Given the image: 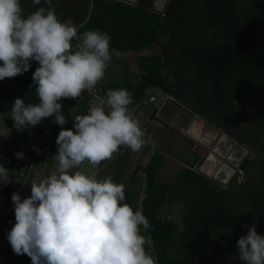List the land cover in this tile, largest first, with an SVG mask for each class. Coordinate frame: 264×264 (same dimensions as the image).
Masks as SVG:
<instances>
[{
  "label": "trees",
  "instance_id": "1",
  "mask_svg": "<svg viewBox=\"0 0 264 264\" xmlns=\"http://www.w3.org/2000/svg\"><path fill=\"white\" fill-rule=\"evenodd\" d=\"M20 2L25 16L43 6L62 21L71 19L80 33L99 30L110 35V48L118 53L110 65H119V76L100 81L92 93L85 90L81 97L67 99L80 104V112L85 113L95 93L106 98L109 89L126 88L133 96L131 109L146 101L150 89L158 88L246 148L239 168L244 177L237 181L235 174L230 190L194 167L181 171L173 183L157 182L164 155L154 149L145 164L136 163L129 173L123 202L148 218L150 227L142 232L150 239L146 248L152 249L158 264H169L173 253L180 251L176 258L191 264L197 246L210 242L219 260L227 256L231 264H241L238 239L254 222L257 233L264 235V0H169L164 15L119 0H41L35 6L32 0ZM154 43L160 45L159 51H149ZM130 59L143 75L130 66ZM29 63L27 72L0 80V112L11 111L16 98L39 102L32 79L39 62ZM10 153L7 149L0 157L1 165L7 164ZM123 154L116 169L124 165ZM10 173L11 182L0 191L5 208L16 193ZM140 173L141 193L134 188ZM17 193L23 200L31 190L24 185ZM239 194L244 209L228 200ZM169 203L182 205L179 220L161 217V207ZM2 225L5 228V221ZM202 257L205 264H212L208 255ZM9 258L10 264H32L26 254Z\"/></svg>",
  "mask_w": 264,
  "mask_h": 264
},
{
  "label": "clouds",
  "instance_id": "2",
  "mask_svg": "<svg viewBox=\"0 0 264 264\" xmlns=\"http://www.w3.org/2000/svg\"><path fill=\"white\" fill-rule=\"evenodd\" d=\"M110 41L107 32L80 33L71 19L62 21L51 8L41 6L25 16L20 0H0V80L27 72L30 60L39 62L32 77L39 102L16 98L14 127L23 132L49 117L65 125L59 101L77 99L105 78L118 55ZM132 104L126 88L109 89L87 114L75 115L74 130L62 128L55 166L31 184L29 197L21 200L13 193L7 207L16 220L8 240L17 255L26 254L32 264H158L142 234L150 227L148 218L123 203L125 185L111 176L98 179L95 171L82 167L87 162L96 168L121 147L137 152L144 146L145 131L130 111ZM16 156L23 158V153ZM10 175L0 165L1 192ZM237 248L241 264H264V235L257 233L255 222Z\"/></svg>",
  "mask_w": 264,
  "mask_h": 264
},
{
  "label": "rangeland",
  "instance_id": "3",
  "mask_svg": "<svg viewBox=\"0 0 264 264\" xmlns=\"http://www.w3.org/2000/svg\"><path fill=\"white\" fill-rule=\"evenodd\" d=\"M151 50L159 51L160 45L158 43H154L153 46L149 49V51ZM130 66L134 67L135 71L137 70L134 61L132 62V59H130ZM143 72L144 71H140V72L138 71V73L141 75H143L142 74ZM116 76H119V65L118 64H114L112 66L110 65L106 71L105 78L102 81L109 82L113 80ZM2 84H4V82H2ZM91 91L93 92L94 90L91 89ZM151 96L154 97V100H149ZM166 98L167 97L164 98L163 91H161L158 88H152L147 92V99L144 103L130 109L131 113L136 118L139 119L141 123V127L145 131V137H144L145 144L139 151L133 152L128 148L121 147L120 151L114 154L112 159L102 162L96 168H91V166L88 165L87 162H85V164L82 167H84L85 169H91L92 171H95L97 173L98 179H103L106 176H111L115 182L123 183L126 187L128 181V175L132 171L134 165L136 163L144 164L148 160L150 150L154 148L156 142L154 131H149V129L145 130L144 122L141 121V116L138 110L140 109L145 110V114L150 117L152 114V111L150 110L153 108V106H155L156 103L161 101H162L161 103H163V101L166 100ZM105 99L106 98L99 95V93H95V95L93 94V98L85 113L80 112V104L75 102L71 103V101H68L67 99H62L59 102L62 104V114L67 119V123L65 125L60 126L57 123H55L54 117L43 118L38 125L26 128L23 130V132L18 131L14 127V121L9 116V112L11 113V111H8L6 113L0 112V153H1L0 157L4 156V153L7 149L11 151V153L6 157L7 164L3 162L2 165L6 169H8L9 172L13 173L12 187L16 193L24 185H26L29 188V190H31V184L33 182H39L40 180L48 176L50 170L56 164V161L53 159V157L57 154L58 146L56 144V138L59 132L62 130V128L65 130L67 129L74 130L73 118L75 117V115L87 114L88 110L91 107L98 105L102 100ZM186 99L187 100L190 99L187 93H186ZM168 105L170 104L168 103ZM198 126L199 129L202 128L201 124H199ZM208 131L210 130L208 129L204 135L202 133L203 138ZM210 132L211 135H214L212 131ZM198 143L195 142L194 144L197 146V151L200 154V155L198 154V156L201 159V153L202 156L206 157L207 152H210V148L213 145L209 146L210 143L207 141L203 142L204 143L203 144L200 142V140H198ZM211 150L212 153H214L215 150H213L212 148ZM222 150L223 148H219L220 152H223ZM219 151L218 150L215 151V153L213 154L214 156L210 155L211 159L216 160L218 158L217 157L218 154L221 156ZM16 153H23V158H17ZM120 153H124L123 154L124 161L121 162V164L124 165L116 169L115 166L119 161L118 157ZM249 157L252 159L253 154H250ZM169 161L170 160H167L166 163H169ZM210 172L212 177L213 176L212 170L209 171V173ZM115 174L119 178H116ZM134 188L139 193L142 192L144 188V183H143V176L141 174L137 175V179H135L134 182ZM225 188L227 190H230L229 185L228 186L226 185ZM230 197L228 200L231 201L234 207L239 209H244L246 207V203L243 197L240 196V194L231 198ZM183 212L184 209L180 203H169L161 207L160 215L164 219L177 221L179 220ZM5 215H7V208H5L3 205L0 204V264H4L5 262H8L10 264L11 262H13L12 261L13 258L10 259L9 257L13 256L14 260L17 257V254L13 251V249L9 248L10 242L8 240V233L11 231V229H4L2 225V221L3 223L5 221ZM142 234L145 235L143 232ZM146 237L148 238V236ZM212 245L213 242H210L209 244L198 245L197 250L194 251L193 255L192 253H190L192 255L191 264H205L203 262V257H202L203 254L209 256V258L212 260V264H231L230 259L227 256H225L224 259L219 260V258L216 255V251ZM147 250L153 255L152 249L149 248ZM177 255L181 256V251L178 252L177 254L173 253L171 257L172 261H170L169 264H184L183 261H181L179 258H176Z\"/></svg>",
  "mask_w": 264,
  "mask_h": 264
},
{
  "label": "crops",
  "instance_id": "4",
  "mask_svg": "<svg viewBox=\"0 0 264 264\" xmlns=\"http://www.w3.org/2000/svg\"><path fill=\"white\" fill-rule=\"evenodd\" d=\"M165 97H168L166 93H164V98ZM161 102L156 103L155 106H153V108L150 110L152 111L150 117L145 114V110L143 109L138 110L141 116V121L144 122L145 130L149 129V131H154L155 134L156 142L154 148L150 150L149 156L154 149L160 150V152L163 153L164 155V163L156 174L157 182L173 183L181 171L187 168L192 169L191 167H195V169L200 170L202 173H205L206 175H209L208 174L209 171L207 170L208 168L206 167L207 161L205 160L202 161V159L199 158L198 154L192 151L191 149V146L194 141L200 140L201 143L205 142L203 140V136H201L200 139H197L199 135L195 136L192 133L181 132L176 128L167 125L162 121H160L159 119L155 118L153 115V111L158 104H161ZM199 130H201V128ZM206 141L210 143L209 146L213 145L214 135H210L209 137H207ZM236 156L238 157V154ZM167 160H170L169 163H166ZM220 167L229 168V165L228 166L222 165ZM230 172H231V168H230ZM140 174L143 176L142 173ZM228 174L229 171H227L224 175L225 177L222 180H220L221 183H226V182L228 183L229 181H231V179H229ZM212 178L216 179V177L214 176H212Z\"/></svg>",
  "mask_w": 264,
  "mask_h": 264
},
{
  "label": "water",
  "instance_id": "5",
  "mask_svg": "<svg viewBox=\"0 0 264 264\" xmlns=\"http://www.w3.org/2000/svg\"><path fill=\"white\" fill-rule=\"evenodd\" d=\"M119 1H123L131 5H136L150 12H154L161 15H164L169 3V0H119ZM168 103L170 105H168ZM163 108L165 109V111L164 110L161 111ZM153 115L155 116V118L159 119L160 121H162L167 125L173 124L176 127V129L184 133H191L190 128L194 124V122L201 124L202 128L199 132V136L197 139H200V137L203 136L205 132L209 129L214 133V142H213L214 146H212L211 148L215 151L217 150L219 151V148H223L222 150L223 152L219 151V153L223 156H225L228 152H234L235 147L243 151L244 154L247 153L246 148L242 144L238 143L235 139L230 137L225 131H223L219 127L209 124L203 117L191 111L185 105H183L173 97L170 96L167 97L166 101L162 103L159 108L155 107L153 111ZM229 168H231L230 165ZM208 174L211 175V172L210 173L208 172ZM228 175H229V179H231L233 173L229 172Z\"/></svg>",
  "mask_w": 264,
  "mask_h": 264
},
{
  "label": "flooded vegetation",
  "instance_id": "6",
  "mask_svg": "<svg viewBox=\"0 0 264 264\" xmlns=\"http://www.w3.org/2000/svg\"><path fill=\"white\" fill-rule=\"evenodd\" d=\"M170 126L176 128L173 124H171ZM214 153H215V151H214ZM214 153H212L211 149H210V152H207L206 157L202 156V153H201V159H202V161L203 160L207 161V163H206V167L208 168L207 170L208 171L212 170L213 171L212 175L214 177H216V181H218L220 183L221 187H225L226 185H229V183L232 180L229 181L228 183L227 182L221 183L220 180H222L225 177L224 175L227 171L230 172V168H227V167L223 168L220 166L230 165L231 166V172L233 174H235V172H238L237 170H239V168H241L240 162L242 161V158L244 157L245 154L243 153V151H241L235 147L234 152H228L225 156H222V155L220 156L218 154V156H217L218 158L216 160H214V159H211V157H210V155H213ZM236 153L238 154V157L236 156Z\"/></svg>",
  "mask_w": 264,
  "mask_h": 264
},
{
  "label": "built area",
  "instance_id": "7",
  "mask_svg": "<svg viewBox=\"0 0 264 264\" xmlns=\"http://www.w3.org/2000/svg\"><path fill=\"white\" fill-rule=\"evenodd\" d=\"M87 92H90V93H92V91L91 90H87ZM151 99H153V97H151ZM161 104H158L157 106H160ZM195 145V144H194ZM193 145V150L195 151V152H197L198 153V151H197V146L195 145L194 146ZM199 154V153H198ZM195 168V167H194ZM236 176H237V181H241L242 179H243V177H244V174H243V171L242 170H239L237 173H236ZM3 184L4 183H0V189H2L3 188ZM16 223V220H15V217H12V216H8L7 218H6V220H5V228L4 229H9L12 225H14Z\"/></svg>",
  "mask_w": 264,
  "mask_h": 264
},
{
  "label": "bare ground",
  "instance_id": "8",
  "mask_svg": "<svg viewBox=\"0 0 264 264\" xmlns=\"http://www.w3.org/2000/svg\"><path fill=\"white\" fill-rule=\"evenodd\" d=\"M190 132L195 136L199 135L200 130H199V126H198L197 122H194V124L191 126ZM209 132L210 131H208L207 134L204 136V138H203L204 141H206V138L211 135V132L210 133Z\"/></svg>",
  "mask_w": 264,
  "mask_h": 264
}]
</instances>
